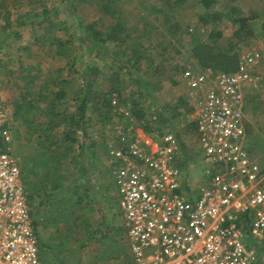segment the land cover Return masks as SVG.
Instances as JSON below:
<instances>
[{
	"label": "rangeland",
	"instance_id": "obj_1",
	"mask_svg": "<svg viewBox=\"0 0 264 264\" xmlns=\"http://www.w3.org/2000/svg\"><path fill=\"white\" fill-rule=\"evenodd\" d=\"M221 1L247 17L252 30L249 38L229 44L225 59L215 57L219 51L212 46L200 48L207 56L195 52L193 37L211 43L209 30L231 36L236 28L225 18L212 20L208 13L213 10L205 11L198 0H0L2 116L11 131V152L26 180L29 215L43 264H133L114 182L115 193L107 192L110 201L106 192L101 193L106 187L100 189V171L93 167L90 185L96 191H90V200L80 196L78 201L74 195L75 200L68 201L70 189L60 188L70 178L71 164L76 169L84 153L90 155L92 166L110 167L106 145L115 136L142 140L173 132L180 142L181 167L188 165L192 181L201 179L195 95L181 79L184 71L213 75L223 71L220 64L235 61L237 66L241 56L248 59L262 81L244 95L245 146L264 166V0ZM42 9L47 10L43 15ZM76 16L83 25L95 24L103 36L109 25L120 21L115 39H103L104 46L121 56L114 70L111 49H104L91 55L84 74L86 44L92 38H81ZM57 44L64 55L59 56ZM125 60L138 74L121 66ZM84 90L87 104L80 125L77 105ZM139 110L140 117L133 113ZM55 190L59 201L46 202ZM246 234L244 240L256 252L257 264H264V254H258L252 243L264 246V241Z\"/></svg>",
	"mask_w": 264,
	"mask_h": 264
},
{
	"label": "built area",
	"instance_id": "obj_2",
	"mask_svg": "<svg viewBox=\"0 0 264 264\" xmlns=\"http://www.w3.org/2000/svg\"><path fill=\"white\" fill-rule=\"evenodd\" d=\"M181 79L195 95L201 179L179 165L173 132L118 135L106 145L132 263L257 264L244 236L264 235V166L245 146L243 107L262 77L241 56L233 71H184ZM10 142L0 97V264H43Z\"/></svg>",
	"mask_w": 264,
	"mask_h": 264
},
{
	"label": "trees",
	"instance_id": "obj_3",
	"mask_svg": "<svg viewBox=\"0 0 264 264\" xmlns=\"http://www.w3.org/2000/svg\"><path fill=\"white\" fill-rule=\"evenodd\" d=\"M178 1H180V0H178ZM183 1H185V0H183ZM176 2H177V0H176ZM198 2L202 5V7L204 8L205 11H207L209 9L213 10L212 13H208V16H210L212 18V20H215L218 17L219 18H225L228 21H230L231 23H233L234 25H236V28L233 31L231 36H225L220 30H209L207 33V37L211 41V43L200 42L198 37H193L192 44H197V48L195 49V52L198 55V57L207 56V55H205V53H203V51L200 48H203L204 46H208V47L212 46V47L217 48L219 51V54H216L217 56H215V57H220L221 59H225L224 53L227 50V47L229 46V44H237L238 42H242L244 39L249 38L252 35V30L249 28V26L247 24L248 18L244 17V16H240L238 13H235L233 8H231L229 5L223 4V2L221 0H198ZM46 12H47L46 9H42L41 15H43ZM202 19H205V18H202ZM76 20H77L76 29H77L78 33L81 35V38H83V37H91L92 38L86 44V49H87V53H88V56H87L88 60L86 59L87 62L85 61V65L83 68L84 74H86L89 70V66H90L89 65L90 64L89 59H90L91 55L92 54L97 55V54H99V52L101 50H104V49L106 51H108V49H111L108 54H109V57H111L110 61L112 63L111 65H112V68L114 70V64L116 62L121 61V56L112 47L104 46L103 39H106V38L108 40L109 39H112V40L115 39V35L120 33V31H121V30H119V27H121L120 21L118 19H116V22L109 25L108 27H110V29L107 31V34H105L103 36L102 33L98 29H96L95 24L83 25L81 23V21L78 20L77 16H76ZM176 26H177V24H175V23L172 24V27L170 30L171 33H173V34L175 33V31L173 30V27H176ZM222 44H224V45H222ZM56 48L59 51L58 52L59 56L65 54L63 52V50L61 49L62 48L61 44H57ZM230 48H231V46H229L228 49H230ZM117 55L120 58L116 59ZM122 63L123 64L121 66H123V65L128 66L130 73L138 74L137 69L134 68V66L132 65V63H130L129 60L122 61ZM235 66H236V64L234 61L232 64H228V65L220 64L219 69H223V71H233L235 69ZM136 78H138L141 81V77L136 76ZM113 91L119 94L118 88H114ZM59 94H62V93H59ZM78 99H79V104L77 105V111L80 115L79 123H80V125H83V123H84L83 119L85 118V108H86V104H87V91L84 90L82 95ZM132 104L134 106H137L138 102L133 101ZM102 105L107 106L108 102L107 101L103 102ZM133 113L135 115H137L138 117H140L142 114V113H140V110L135 111ZM70 118H72V116H70ZM179 165H183V162L179 163ZM250 240H251V238H250ZM260 240L264 241V236ZM252 243L255 246V248L257 249L258 254L259 253L264 254V246H260L257 243H255L254 241Z\"/></svg>",
	"mask_w": 264,
	"mask_h": 264
},
{
	"label": "crops",
	"instance_id": "obj_4",
	"mask_svg": "<svg viewBox=\"0 0 264 264\" xmlns=\"http://www.w3.org/2000/svg\"><path fill=\"white\" fill-rule=\"evenodd\" d=\"M82 150H84V149H82ZM83 155H84L83 159H82V161H78L79 166L76 165V169H73V165L71 164V167L68 170L70 173V178H68V180L65 179V182H64L65 184L63 186H61L60 188L62 190H69L70 189V194L67 197L68 201L70 199L75 200V196H76V199H78V201L80 200V198H79L80 196H82L83 200H85V199L90 200V191H92V192L96 191L90 185L91 172H93L92 171V167H93L96 170L100 171L99 172L100 173V178H99L100 186L99 187H100V189L103 186L106 187V189L101 190V193L104 194L106 192L105 197L108 199V201H110V198L107 195L108 189H110L111 195H113V193H115V191H116L115 185L112 184L113 183L112 174H110V171H109V170H111V167L104 166V165L92 166L90 155H87L86 157H85V155H86L85 153ZM20 172H21V170H20ZM64 173H67V172H64ZM106 180H110V181L108 183H105ZM21 183L23 184V186L25 188V192L27 193V189L25 187L26 186V180H25L22 172H21ZM55 183H56L57 187H59V183H61V182H58V180H56ZM113 185L115 187V189H114L115 191H113ZM94 187H97V185H94ZM55 191H56L55 193L48 195L46 202L49 201V203L53 204V203H56L59 201V198H57L58 197L57 190H55ZM27 196H28V194H27ZM85 197H87V198H85Z\"/></svg>",
	"mask_w": 264,
	"mask_h": 264
}]
</instances>
